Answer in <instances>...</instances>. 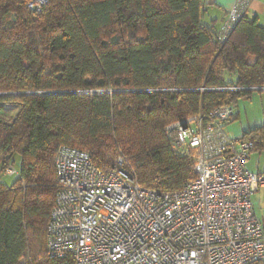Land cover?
<instances>
[{"label": "trees", "instance_id": "trees-1", "mask_svg": "<svg viewBox=\"0 0 264 264\" xmlns=\"http://www.w3.org/2000/svg\"><path fill=\"white\" fill-rule=\"evenodd\" d=\"M31 1L0 0V264H75L47 252L57 148L179 191L193 159L166 127L264 93V25L246 13L222 42L204 0ZM240 138L261 154L264 123Z\"/></svg>", "mask_w": 264, "mask_h": 264}, {"label": "built area", "instance_id": "built-area-1", "mask_svg": "<svg viewBox=\"0 0 264 264\" xmlns=\"http://www.w3.org/2000/svg\"><path fill=\"white\" fill-rule=\"evenodd\" d=\"M48 0H32L40 9ZM254 0H235L219 29L225 41ZM232 106L166 127L173 150L190 155L194 177L176 192L144 188L118 165L104 172L86 151L62 145L54 164L58 192L47 252L75 264H253L264 259V224L253 195L264 166L248 168L252 141L231 136ZM7 174L16 175L13 167Z\"/></svg>", "mask_w": 264, "mask_h": 264}, {"label": "rangeland", "instance_id": "rangeland-1", "mask_svg": "<svg viewBox=\"0 0 264 264\" xmlns=\"http://www.w3.org/2000/svg\"><path fill=\"white\" fill-rule=\"evenodd\" d=\"M264 25V22L261 23ZM236 116L227 123V132L240 138L245 132L261 126L264 123V93L254 91L251 98H242L235 107ZM264 166V151L260 154L254 151L248 161V168L253 171ZM17 179V175L3 174L1 181L10 186ZM253 202L257 216L264 224V188L254 193Z\"/></svg>", "mask_w": 264, "mask_h": 264}, {"label": "crops", "instance_id": "crops-1", "mask_svg": "<svg viewBox=\"0 0 264 264\" xmlns=\"http://www.w3.org/2000/svg\"><path fill=\"white\" fill-rule=\"evenodd\" d=\"M204 2L208 4L205 21L208 23L215 22V26L219 30L235 0H204ZM247 17L250 19L257 17L260 24L264 22V0H254L247 12Z\"/></svg>", "mask_w": 264, "mask_h": 264}, {"label": "water", "instance_id": "water-1", "mask_svg": "<svg viewBox=\"0 0 264 264\" xmlns=\"http://www.w3.org/2000/svg\"><path fill=\"white\" fill-rule=\"evenodd\" d=\"M257 89H261V88H252V90H257Z\"/></svg>", "mask_w": 264, "mask_h": 264}]
</instances>
